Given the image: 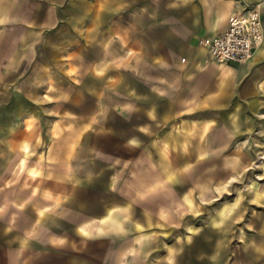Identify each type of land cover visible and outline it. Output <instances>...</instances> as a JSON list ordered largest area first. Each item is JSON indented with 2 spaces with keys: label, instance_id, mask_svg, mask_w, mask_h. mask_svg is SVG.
<instances>
[{
  "label": "crops",
  "instance_id": "crops-1",
  "mask_svg": "<svg viewBox=\"0 0 264 264\" xmlns=\"http://www.w3.org/2000/svg\"><path fill=\"white\" fill-rule=\"evenodd\" d=\"M0 264H264V0H0Z\"/></svg>",
  "mask_w": 264,
  "mask_h": 264
},
{
  "label": "built area",
  "instance_id": "built-area-1",
  "mask_svg": "<svg viewBox=\"0 0 264 264\" xmlns=\"http://www.w3.org/2000/svg\"><path fill=\"white\" fill-rule=\"evenodd\" d=\"M262 41L260 8L256 5L232 14L225 32L203 38L198 44L206 48L210 58L217 63L243 64L252 59Z\"/></svg>",
  "mask_w": 264,
  "mask_h": 264
}]
</instances>
